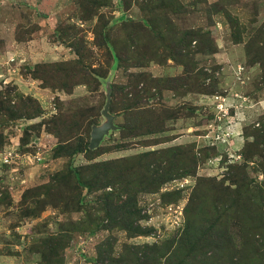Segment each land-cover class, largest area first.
I'll return each instance as SVG.
<instances>
[{"label":"trees","instance_id":"obj_1","mask_svg":"<svg viewBox=\"0 0 264 264\" xmlns=\"http://www.w3.org/2000/svg\"><path fill=\"white\" fill-rule=\"evenodd\" d=\"M151 2L142 5V0H120L122 15L119 21L110 22L102 9L110 7L112 0H78L81 20L99 19L94 29V45L103 61L98 65L89 61L95 57V51L88 48L84 38H67L65 42L68 45H65L72 49L75 59L24 66L22 77L39 81L42 89L64 91L71 95L74 88L80 85H95L98 88L118 70L147 69L151 64L165 67L172 62L181 67L182 71L177 75L154 76L141 71L131 74L126 85L112 83L110 110L124 120L118 125V130L124 138L163 134L170 130L171 122L195 117L194 107L186 104L168 106L165 94L169 92L177 99L190 94L218 97L220 94L214 88L215 75L209 74L206 67H201L198 60L199 55H214L218 48L208 29L182 30L167 13L162 11L163 14L160 12L158 15L161 9L175 15L186 13V7L178 0H160L159 5L153 0ZM135 5L141 10L140 20L126 17V12ZM216 6L214 14H224L228 19L231 17L221 3ZM229 23L233 28L241 27L238 21ZM236 43H241V40ZM246 52L250 66L259 65L262 69L264 81V24L255 29L246 42ZM62 106L58 101L57 113L45 119L44 108L32 95L22 94L13 84L0 91V121L4 116L14 121L42 118L39 123L28 125L21 139L23 145L29 144L30 132L40 130L37 141L43 130L58 139L53 157L70 160L64 172L53 175L50 185L32 189L25 200H32L38 205L42 201L46 205L51 202L54 205L55 202L54 206L59 208L63 206L61 203L66 202L62 210L85 212L86 218L95 222V228L89 230L92 235L97 231L120 228L131 238L150 236L152 228L140 223L147 217L138 208V193H157L168 181L196 176L200 163L214 150L203 149L195 153V146L189 145L145 152L131 157L141 164L138 170L132 171L122 169L120 162L123 158L93 163L104 150L102 145L95 150L88 149L91 129L99 124L97 117L101 115L102 108L81 110L77 117L64 113ZM258 120L244 128L246 142L239 153L243 163L229 165L221 180L199 178L184 210L185 227L181 233L162 245L132 247V264H264V180L255 185L248 172L249 166L254 164V170L264 175V115ZM3 139L0 133V150ZM130 146L120 144L104 153L125 150ZM77 155H84L91 162L74 166L73 158ZM141 171L145 174L132 181L134 174ZM119 186L125 196L123 200L108 190L109 187ZM42 192H45V200H42ZM98 193L95 201L87 199ZM180 193H164L162 197L170 201V197L180 198ZM65 195L67 198L71 196L67 200ZM233 209H238L248 223L246 236H241L245 241L239 247L231 244L218 253L210 238L211 231L216 223L227 219ZM100 211L103 216L94 218ZM83 223L85 221L78 225L83 226ZM70 238L69 232L64 231L35 244L36 249L32 253L40 255L38 264H63V252ZM226 240L231 241L232 237L228 234ZM224 250H228L229 256ZM93 263L105 264V261L99 257Z\"/></svg>","mask_w":264,"mask_h":264},{"label":"rangeland","instance_id":"obj_2","mask_svg":"<svg viewBox=\"0 0 264 264\" xmlns=\"http://www.w3.org/2000/svg\"><path fill=\"white\" fill-rule=\"evenodd\" d=\"M145 1L142 0V5L146 2L152 4L151 0ZM153 1L160 4V0ZM178 1L186 7V13L175 15L161 9L158 15L162 11L167 13L182 30L204 28L211 31L218 50L211 56L199 55L198 60L201 67H206L209 74L215 75L217 80L214 88L220 95L210 97L190 94L186 98L177 99L167 92L164 99L168 106L189 105L196 109V116L171 122L170 130L163 134L124 138L120 130L111 132L101 144L104 150L92 162L123 158L120 162L122 169L132 171L138 170L141 164L131 157L149 151L194 145L195 153L203 149H214L211 150V155L200 163L196 176L168 181L157 193H138V208L147 217L140 223L152 228L150 236L131 238L120 228L101 230L92 235L89 230L95 228V222L86 218L85 212L62 210L66 202L61 203L63 206L59 208L54 206L55 202L54 205L52 202L46 205L42 201L38 205L32 200H25L32 189L50 185L53 175L64 172L70 160L53 157L58 139L43 130L39 135L40 140L36 141L40 130L34 129L30 132L29 144L26 146L21 143L28 125L39 123L42 118L14 121L4 116L0 121V133L4 138L3 148L0 150V264H38L40 255L32 253L36 249L34 245L64 231L69 232L71 238L63 252V264H94L93 261L99 257H103L105 264H132V247L162 245L181 233L185 227L184 210L199 178L221 180L229 165L243 163L239 153L246 142L244 128L255 124L264 115L261 106L256 105V101H264L262 69L259 65L250 66L246 52V42L254 30L264 24V0ZM77 3L78 0H0V91L13 84L22 94L32 95L44 108L45 119L57 113L58 101L63 104L64 113L77 117L81 110L102 108L101 115L97 117V125H101L105 121L102 111L107 101L108 83L126 85L131 74L141 71L154 76H174L182 71L171 62L165 67L151 64L147 69L130 68L127 72L118 70L98 88L95 85H80L74 88L71 95L64 91L42 89L39 81L23 78L21 71L24 66L75 59L72 49L66 46L67 38H84L88 48L95 51V57L89 61L95 65L103 61L94 45V29L99 19L81 20ZM220 3L230 12L229 19L224 14H214L218 7L216 5ZM120 7V0H112L110 7L103 8L102 12L108 21H119L122 15ZM141 14L140 8L135 5L126 12V17L140 20ZM229 21H238L240 29L230 26ZM30 31L33 32V40L23 45L14 43L15 38H25L26 32ZM237 40H241V43H236ZM10 53L15 57L12 61L5 58ZM222 93L224 94L221 95ZM113 115L116 116L117 126L124 122L120 115ZM196 124L199 125L195 126ZM120 144L131 146L125 150L104 153ZM8 153L18 157L15 156L5 164L4 157ZM90 162L84 155L73 158L74 166ZM255 167L251 164L248 172L253 184L257 185L264 180V175L256 172ZM144 174L143 171L137 172L131 180L135 181L136 177ZM108 190L115 193L119 200L125 198L121 186L109 187ZM178 191L181 192L178 199L170 197L168 201L162 197L164 193L175 195ZM42 194V200H45V192ZM99 194L88 196L87 199L95 201ZM65 197L67 198L66 195ZM230 214L227 219L216 223L211 231L210 238L218 253L231 244L241 246L244 240L241 236L245 237L246 229L248 230V223L240 216L238 209H233ZM101 215L103 213L100 211L94 218ZM82 221L85 223L79 226ZM228 234L232 237L231 241L226 240ZM224 251L228 254V250Z\"/></svg>","mask_w":264,"mask_h":264},{"label":"water","instance_id":"obj_3","mask_svg":"<svg viewBox=\"0 0 264 264\" xmlns=\"http://www.w3.org/2000/svg\"><path fill=\"white\" fill-rule=\"evenodd\" d=\"M112 102V88L110 83L107 84V101L102 111V116L105 121L101 125H94L91 131V140L89 143V150H95L99 148L103 140L111 133L118 130V126L115 124L116 116L110 111Z\"/></svg>","mask_w":264,"mask_h":264},{"label":"crops","instance_id":"obj_4","mask_svg":"<svg viewBox=\"0 0 264 264\" xmlns=\"http://www.w3.org/2000/svg\"><path fill=\"white\" fill-rule=\"evenodd\" d=\"M25 32V31H24ZM29 33H30V35H29ZM16 36V35H15ZM25 38H21V39H19V38H15V41H14V43H16L17 45H23V44H25L27 41H30V40H33L34 39V36H33V32H26V34H25V36H24ZM11 55L8 57L7 55H5V58H6V60H10V61H12V59H15V57H14V55H13V53H10ZM13 56V57H12ZM0 57H2L1 55H0ZM4 58V59H5ZM172 63V62H171ZM177 68H179L178 66H176ZM181 68V67H180ZM181 70V69H180ZM180 73V72H179ZM30 80V79H29ZM29 85H31L30 84V82H29ZM39 94H41V93H39ZM256 105H259V106H261V111L264 113V101H256ZM246 114H247V112H246ZM231 117V116H230ZM40 140V139H39Z\"/></svg>","mask_w":264,"mask_h":264},{"label":"built area","instance_id":"obj_5","mask_svg":"<svg viewBox=\"0 0 264 264\" xmlns=\"http://www.w3.org/2000/svg\"><path fill=\"white\" fill-rule=\"evenodd\" d=\"M18 157V155L12 154V153H8L5 155L4 157V163H8L10 159H14V157Z\"/></svg>","mask_w":264,"mask_h":264}]
</instances>
